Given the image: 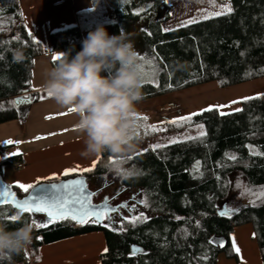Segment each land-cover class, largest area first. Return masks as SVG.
I'll return each instance as SVG.
<instances>
[{"label":"trees","instance_id":"16d2710c","mask_svg":"<svg viewBox=\"0 0 264 264\" xmlns=\"http://www.w3.org/2000/svg\"><path fill=\"white\" fill-rule=\"evenodd\" d=\"M229 2L232 11L228 14L163 32L161 26L169 18L165 0H109L113 35H119L125 26L144 21L140 36L157 71L152 82L144 83L139 102L208 83L225 89L264 79V0ZM0 25V42L10 41L0 43L1 125L24 120L20 110L39 101L30 84L34 60L43 55V49L24 28L19 0H0ZM15 36L20 40L13 39ZM50 43L55 52L80 46V28L51 34ZM16 50L23 52L22 62L14 60ZM255 97L240 101L241 111L221 115L213 108L192 116L179 127L168 122L159 124L169 132L194 131L192 137L198 138L182 139L120 160L124 161L119 165L121 170L137 174L125 178L110 166L113 155L103 153L95 169L81 175L101 176L103 186L116 185L118 193L133 189L136 198L146 201L138 203L141 208L147 207L146 221L130 222L135 217L133 212H141L136 207L137 211L133 208L128 213L127 226L120 227L123 230L108 229L103 222L80 225L72 220L46 228L34 226L33 243L13 256L12 264H29L37 260L42 245L91 232L105 237L107 252L100 264H216L222 253L230 256V236L244 225L252 226L264 264V196L229 216L217 215L232 196L249 194L245 188L252 193L264 188V155H251L248 148L251 145L264 153V95ZM201 124L206 133L203 137L197 127ZM2 151L0 148V155ZM233 155L235 160L230 159ZM17 212L9 204L0 205V213H4L0 220L8 223V230L21 226L10 219ZM23 214L31 221L30 213ZM205 256L207 259L202 258Z\"/></svg>","mask_w":264,"mask_h":264},{"label":"crops","instance_id":"0c3cea01","mask_svg":"<svg viewBox=\"0 0 264 264\" xmlns=\"http://www.w3.org/2000/svg\"><path fill=\"white\" fill-rule=\"evenodd\" d=\"M170 1L167 2L169 18L161 26L163 32H169L164 31L166 25V29H172L170 31L183 28L179 25L189 19L195 18L199 22L209 20L202 19L207 14L206 8L215 10L217 7H231L228 0H225V6L216 0L214 4L210 3L209 0H203L201 3L200 0H197L196 10H191L189 4L183 3L181 9L172 14L170 12L172 10ZM19 4L26 32L28 34L31 32L33 39L43 49V55L34 60L30 84L32 93L39 95V101L22 110L20 115L25 117L22 122L17 119L0 125V148H3L0 158L5 161V164L0 167V176L14 191L17 190L18 194L22 195L24 193L16 188L18 182L36 184L39 180L40 183H48L59 179L64 180L81 176L88 172L77 171L68 176L63 175V173L66 169L76 168L77 165L81 168L91 167L93 162L97 161L98 157L100 158V156L90 158L81 156V152L85 147V137L75 128L78 117L72 112L61 115V113H67L68 110L56 105L54 100L47 95V90L43 87V84L47 72L55 63L53 56L70 49L52 51L51 34L79 27L82 42L89 31L102 24L106 27L109 35H113L110 25L114 22V18L110 10L109 0H19ZM143 24V21H139L125 26L123 31L134 43L139 55L146 54L150 56V50L140 36ZM81 47L82 43L80 46L72 47V55L80 51ZM247 84L258 89H264V79L245 83V85ZM192 89L138 102L136 105L137 115L150 114L155 107H158L156 105L169 104L175 106L174 96ZM41 97L44 98L41 99ZM236 109H239V106L234 111L226 112V114L236 112ZM188 115L186 112L177 113L175 117H169V119L166 118L167 120L163 121H171ZM48 117L52 118L49 119ZM155 125H158V123ZM37 137L41 138L37 139ZM9 140L14 143L8 144L7 141ZM12 153L19 154L12 155ZM19 159L26 161L25 167L19 171L17 170L18 173H11L9 171L12 167L11 163ZM6 164H9V166H5ZM54 174L58 177L57 179H48ZM98 184L99 181L95 178L91 181V188L97 189ZM100 197L99 194L96 199ZM253 233V228L250 225L234 229L230 236V246H232V238L234 237L236 245L240 249L239 259L229 258L226 254H223V258L219 256L216 264H263ZM38 240H41V238ZM105 249L107 247L103 234L91 232L42 245L37 251L39 259L30 261L29 264H100L101 256L106 253Z\"/></svg>","mask_w":264,"mask_h":264},{"label":"clouds","instance_id":"9594fccd","mask_svg":"<svg viewBox=\"0 0 264 264\" xmlns=\"http://www.w3.org/2000/svg\"><path fill=\"white\" fill-rule=\"evenodd\" d=\"M81 50L61 52L47 72L43 87L60 108L75 109V128L84 135L85 158L109 153L117 161L137 151L139 121L136 105L143 99L139 53L124 31L109 35L104 25L88 32ZM16 62L24 60L23 52L13 53ZM21 224L8 230L0 220V264H12L33 243L34 225L16 213Z\"/></svg>","mask_w":264,"mask_h":264},{"label":"snow or ice","instance_id":"6c2138e0","mask_svg":"<svg viewBox=\"0 0 264 264\" xmlns=\"http://www.w3.org/2000/svg\"><path fill=\"white\" fill-rule=\"evenodd\" d=\"M168 0H165V3H167ZM210 3H215V0H209ZM232 11L230 6H225L221 8L220 11L216 12H209L206 15L202 17V19H211L215 16H220L224 15L227 13H230ZM199 20L193 18L189 19L187 21L181 22L179 25L180 27H187L190 24L193 23H198ZM3 30V25H0V31ZM172 29H164V31H170ZM29 35H31V32H29ZM15 40H20L19 36L13 37ZM0 43H10V41H4ZM62 58V54L54 55L53 56V61L56 62L57 60ZM0 59H3L2 56H0ZM139 59L142 63H140L139 67L142 72V79L144 82H152L149 77L152 75H155L157 69L153 67L149 72H145L144 70V64L147 63L148 65H153V60H147L144 56L139 55ZM261 71H264V69H261ZM251 73H249L250 75ZM172 85H168V87H171ZM47 95L50 97L51 93L47 92ZM44 97H41L43 99ZM258 97H244V100H249V99H255ZM25 100H28V97L24 98ZM24 102V101H20ZM240 101H233L232 103H239ZM217 108L222 107V106H215ZM213 110V106H209L206 109L201 110V112L198 113H192L188 116H182L179 117L178 119H173L171 121H168V123L176 125L177 127L181 126L182 122H189L192 119V116L195 115H200L205 111H211ZM75 109H69L67 113H61V115H67L68 113L74 112ZM236 111H241V109H236ZM221 115H225L226 113L221 112ZM51 119L52 117H48ZM136 119L141 121L142 123L139 124V127L145 129V135H147L149 132H156L160 131L163 129H160L158 125H147V116H138L136 114ZM198 128L201 129L199 136L203 137L206 135L205 132L202 131L203 125H198ZM41 137H37V139H40ZM198 137H192L188 136L185 137V139H197ZM182 140L180 139H170L169 143H180ZM8 144L14 143L13 141L9 140L7 141ZM19 143V142H16ZM167 145H162V144H155L152 145L151 148L153 151H155L158 148L166 147ZM249 152L251 155H264V153L258 152L256 149H254L251 145H248ZM147 151V150H144ZM19 153H12V155H18ZM143 153H138V155H142ZM128 159H131V157H128ZM230 159L235 160L236 157L233 155L230 157ZM99 160V157L97 158V161H94L91 167L88 168H81L79 165L76 166L74 169H66L63 173V175L68 176L73 172H91L95 169L96 164ZM124 161H117V160H112L110 159V166L115 167L118 172H122L123 176L126 178L129 175H134L137 174L134 170L132 171H123L120 169V163H123ZM195 169H199V161L196 162ZM58 177L54 174L52 177H49L48 179H57ZM40 183L38 180L36 184L32 183H17L16 188L21 190L23 193H30V190L36 189L37 185ZM83 182L80 180H72L68 183L64 184H51L49 186V189H43L40 188L38 191H36L34 194H29L26 196L24 199H17L16 198V193L10 191V188H4L2 191H0V197H3V200H0V203L3 204H11L12 207L15 209H18L20 212L23 213H44L46 214L47 220L45 222H38L37 220L33 219L32 223L35 227L37 228H46L49 226V224H54L60 220H74L78 224H86V223H101L105 219L110 218V214L113 212L119 211L120 207H128L127 204H124L122 206H117L116 208H109V207H104L103 209H91V196L94 195H83L84 188L82 186ZM61 191L67 193V195L60 197V196H55V195H49L51 194H57L60 193ZM245 191L248 192L249 194H252V190L245 188ZM75 192L81 193L80 195H75ZM258 197L259 196H264V188L260 189L257 193ZM141 203H145L146 201H141ZM253 204H255V201H252ZM91 209V210H90ZM221 216H226L229 215V210L226 211H221L220 212ZM0 219H4V213H0ZM12 221H15L17 219L16 215H12L10 217ZM128 219V218H124ZM148 217L144 216L143 214H140L137 217H133L130 222L135 224L138 221L142 220H147ZM179 219V218H178ZM107 226V225H106ZM120 230H123L122 228ZM253 236H255V233H253ZM39 239V237H37ZM211 243V242H210ZM220 247H224L223 242H220ZM232 248L233 250L239 254L240 249L236 245L235 238H232ZM107 252V249L104 250ZM133 255L136 254V250L133 251ZM203 259H207V257H202ZM39 259V257H37Z\"/></svg>","mask_w":264,"mask_h":264},{"label":"rangeland","instance_id":"374dc122","mask_svg":"<svg viewBox=\"0 0 264 264\" xmlns=\"http://www.w3.org/2000/svg\"><path fill=\"white\" fill-rule=\"evenodd\" d=\"M216 1L218 3H220L221 5L225 6L224 5L225 0H216ZM199 2L201 3V2H203V0H200ZM183 3L189 4L191 10H196L197 6H198L197 0H171L170 4L172 5V8H171L172 10L170 12L173 14V13H175V11L180 10L181 7L183 6ZM220 10H221V8H219V7H217V9H215V10H212L211 8H206V13L216 12V11H220ZM190 12L192 13V11H190ZM216 17H219V16H216ZM143 20H145V19H143ZM166 28H167V25H166L165 29ZM141 56H144L147 60H153L151 52H150V56L146 55V54L141 55ZM140 63H142V62L140 61ZM152 68H153V65H148L147 63L144 64L145 72H149ZM153 76L154 75L149 77V79L151 81H152ZM144 83H150V82H144ZM261 94L264 95V89L263 88L258 89L256 87H253L250 84L245 85V83H244V85H237V86H233L230 88L221 89L214 83H208L205 85L198 86L197 88H194L190 91H187L186 93H183L181 95H175L173 98L175 106H172L169 104H164L161 106L156 105L158 107L157 108L155 107L150 114H141L140 116L146 115L148 117V120L146 122L147 125H155L157 123L159 125V124L167 123L168 121H163V120H167L166 118L169 119V117L173 118L177 115V113L179 114V113H185L186 112L187 114L190 115L192 113L201 112V110L206 109L209 106H213V108H217L215 106H222V107H219L217 109H219L223 113H226V112L234 111L235 108H238L239 103H232L233 101H242V100H244L243 99L244 97H255V95H261ZM23 109L20 110V114H21ZM18 121L22 122L21 119ZM140 123H142V122L139 121V124ZM158 127L160 129H163V130L156 131V132H149L147 135H145V129L139 127L138 134H139L140 139H139V142L137 145V151L130 154L126 158L136 156L138 153L144 152V150L151 149L152 145H155V144L167 145V144H170L169 143L170 139L182 140V139H185V137L192 136L194 134V131H188L185 129H179V130L169 132L165 129L164 125L163 126L159 125ZM154 133L156 134V136L152 135ZM111 159L117 160V158L115 156H113ZM5 166H9V164H6ZM9 171H11V173H18L19 170L17 171L11 167V169H9ZM95 178L98 179V181H99L98 188L92 189L91 188V181L94 180ZM86 180H87L88 188L94 193L93 198H92V202H94L96 200V196H98L99 194L101 197L103 196V194L104 195H112L113 196V199H112L113 204L118 203L122 197L128 196L130 194H135V191L133 189H130V191H126L124 193L117 194L118 193L117 186L116 185H109L107 187L103 186L104 178L101 176H89L88 175L86 177ZM3 181L5 182V180H3ZM59 181H61V180L59 179L55 182H59ZM49 183H51V182H49ZM5 184H7V183L5 182ZM39 184H45V183H39ZM8 186H10V185H8ZM12 190H13V188H12ZM14 192L16 193L17 196L19 195L17 190H15ZM257 193L258 192H253L252 194H244L240 197H238L236 195L232 196L230 198V200H228V202L226 203L227 210H229V212H233L237 208H241L242 205L252 204L253 200L255 202H257L261 198V196L258 197ZM100 198H99V200H100ZM136 200H137V204H134V206L141 209L140 210L141 212H139V213L133 212L134 216L137 217L140 214H143L144 216H146L147 207L145 205L143 206V208L139 207L138 203H140L141 200L138 198H136ZM138 208H136L135 211H137ZM128 213H129L128 210L120 209L118 212L111 214V217L109 219H105L103 221V223L105 224V226L107 225L106 227L108 229L119 230L120 227L123 228V227L127 226V222L125 221L126 219H124V218L126 217L129 219ZM30 218H31V222L33 221V219L37 220L38 222H45L47 220V218L41 213H32V214H30ZM35 228H37V227H35ZM104 239H105V237H104ZM220 242H223V241L218 240L219 245H220ZM227 251H229V253H230V256L226 254L227 257H229V258L234 257L233 259H235V258L239 259V254H237L233 250L232 246H230L229 249H227ZM219 256H220V258H223V253ZM219 256H218V258H219ZM218 258H217V260H218Z\"/></svg>","mask_w":264,"mask_h":264},{"label":"water","instance_id":"95a60500","mask_svg":"<svg viewBox=\"0 0 264 264\" xmlns=\"http://www.w3.org/2000/svg\"><path fill=\"white\" fill-rule=\"evenodd\" d=\"M72 180H80V181L83 182V184H82V186H83V188H84L83 195H90V194H93V192H92V191L88 188V186H87V180H86V177H85V176H76V177H73V178H68V179L61 180V181H59V182H51V183L39 184V185H37V188H36V189H32V190H30V193H27L25 196H23V197H21V198H17V196H16V198H17V199H24V198H26L27 195H29V194H34V193H35L36 191H38L40 188H43V189H49V186H50L51 184H57V185H60V184L68 183V182H70V181H72ZM4 188H10V191L14 192L10 186H8L7 184H5V182L2 180V178H1V176H0V191H2ZM74 194H75V195H80L81 193H79V192H75ZM49 195H55V196L63 197V196H65V195H67V193L61 191L60 193H57V194H51V193H49ZM92 198H93V195L91 196V209H97V210H99V209H103V208L106 207V206L109 207V208H116L117 206H121V205H117V206H111V205H109L108 202H107V198H104L103 201L100 202V203H96V204H94V203L92 202ZM3 199H4L3 197H0V200H3ZM0 205H3V203H0ZM9 205L12 207L11 204H9ZM12 208H14V207H12ZM14 209H15V208H14ZM91 209H90V210H91ZM15 210L19 212L18 209H15ZM226 210H227L226 206L223 205L222 208H221V210H219V211L217 212V215H218V216H221V215H220V212H221V211H226ZM113 213H115V212H113ZM41 214H43V215L46 217V214H44V213H41ZM111 214H112V213H111ZM229 215H230V212H229ZM229 215H226V216H229ZM46 218H47V217H46ZM68 220H70V219H68ZM60 221H62V220H60ZM72 221L76 223V221H74V220H72ZM76 224H78V223H76ZM97 224L100 225V224H102V222H101V223H97ZM80 225H81V224H80ZM132 250H133V249H132ZM133 251H134V250H133Z\"/></svg>","mask_w":264,"mask_h":264},{"label":"flooded vegetation","instance_id":"af4514ba","mask_svg":"<svg viewBox=\"0 0 264 264\" xmlns=\"http://www.w3.org/2000/svg\"><path fill=\"white\" fill-rule=\"evenodd\" d=\"M117 194H120V193H117ZM104 198H107V202L109 205L111 206H117V205H124V204H127L128 207H120V209H126L128 210L129 212L133 211V208L135 207L134 204H137V200H136V196L135 194H130L128 196H125V197H122L118 203L116 204H113L112 203V199H113V196L112 195H104L99 199H96L93 203L96 204V203H100L103 201ZM136 208V207H135ZM118 212V211H117ZM113 214V213H112ZM110 217H111V214H110ZM109 219V218H108Z\"/></svg>","mask_w":264,"mask_h":264},{"label":"built area","instance_id":"2783aa9c","mask_svg":"<svg viewBox=\"0 0 264 264\" xmlns=\"http://www.w3.org/2000/svg\"><path fill=\"white\" fill-rule=\"evenodd\" d=\"M5 164V161L3 159L0 158V167L3 166ZM12 167L15 169V170H20L22 169L23 167H25L26 165V161L24 159H19V160H16V161H13L11 163Z\"/></svg>","mask_w":264,"mask_h":264}]
</instances>
